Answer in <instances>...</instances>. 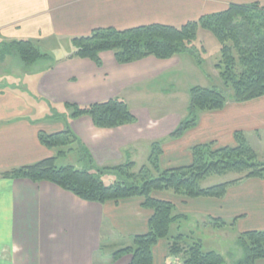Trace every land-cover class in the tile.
<instances>
[{"label": "crops", "instance_id": "1", "mask_svg": "<svg viewBox=\"0 0 264 264\" xmlns=\"http://www.w3.org/2000/svg\"><path fill=\"white\" fill-rule=\"evenodd\" d=\"M263 1L0 0V43L31 40L51 57L27 74L28 91L0 84V264H130V254L114 259L115 251L104 254L103 248L115 247V243L133 245L135 236L148 232L154 215L141 197L91 202L47 180L3 177L5 171L57 156V148L41 143L40 131L56 133L69 126L99 166L121 164L126 157L137 166L134 157L143 155L148 147L152 151L156 141L162 145L163 169L188 165L193 147L208 143L215 148L235 146L237 131L244 133L257 154L264 146V95L243 102L228 100L222 109L202 111L196 126L175 139L169 135L186 117L150 114L147 108L153 97L148 90L156 87L160 96L169 95L172 88L165 84L173 83L189 60L198 66L189 54L168 59L150 56L120 64L115 52L106 50L100 53L99 66L90 58H67L69 53L48 52L41 46H62L99 28L180 27L232 4ZM112 98L124 99L137 121L101 128L90 116H43L38 105L52 104L66 112L65 103L87 106ZM137 102L140 109L133 106ZM153 194L173 203L175 214L186 216L173 224L186 223L193 229L218 221L222 227L236 228V237L264 231V178H244L231 184L221 198H189L172 191ZM168 255L169 240H159L153 247V264H165ZM255 264H264V259Z\"/></svg>", "mask_w": 264, "mask_h": 264}, {"label": "trees", "instance_id": "2", "mask_svg": "<svg viewBox=\"0 0 264 264\" xmlns=\"http://www.w3.org/2000/svg\"><path fill=\"white\" fill-rule=\"evenodd\" d=\"M201 29L212 33L220 44L221 58L215 67L224 89L218 86L191 88L189 116L169 135L175 139L196 126L202 111L222 109L228 100L243 102L264 95V1L232 4L224 11L204 15L180 27L152 24L126 30L95 29L89 35L72 39L73 49L67 58H90L101 66L100 53L106 50L114 51L120 64L150 56L168 59L189 54L199 67H203L206 62L203 58L205 49L200 50L196 45ZM1 46L2 58L16 53L28 64L51 58L31 40L3 42ZM238 67L241 68L239 74ZM64 107L65 114L55 109L51 117L63 116L68 119L90 116L94 125L101 128H115L137 121L122 98L87 106L65 103ZM39 139L46 147L57 148V156L5 171L3 177L47 180L91 202L143 198L144 207L154 211L148 232L135 236L133 245L113 253L114 259L130 254V264H153V247L161 239L169 240V255L165 264H226L219 252L204 250L200 239L184 245L185 234L170 237L171 225L186 216L175 214L174 204L155 197L153 192L172 191L189 198H221L231 184L243 178L206 188L200 182L212 174L223 175L230 171L246 173L244 178H264V161L259 160L257 152L241 131L235 133V146L215 148L211 143L196 145L192 149L190 164L166 169L160 165L163 153L161 142L156 141L152 144L149 166H143L139 172L134 171L136 163L130 160L114 166L96 165L90 150L69 126L56 133L40 131ZM75 144L77 148L73 147ZM73 151L80 154L84 168L58 164L60 157H66ZM107 174L116 175L117 179L108 184L103 179ZM215 223L218 224V221ZM238 242L244 256L236 264H255L256 260L264 259V231L243 233Z\"/></svg>", "mask_w": 264, "mask_h": 264}, {"label": "rangeland", "instance_id": "3", "mask_svg": "<svg viewBox=\"0 0 264 264\" xmlns=\"http://www.w3.org/2000/svg\"><path fill=\"white\" fill-rule=\"evenodd\" d=\"M258 23H260L259 18H255ZM210 34V38L208 37ZM0 43V84L15 87L18 86L19 90L28 91L25 87V79L27 74L31 70H35L36 68L46 64V60L41 59L33 63H25L16 53L8 54L2 58V49ZM197 47L201 50V48L205 49L203 53V58L206 60L203 67L196 66L192 60H189V64L181 69V72L178 71L177 74L173 77V83L165 84L167 88H172L171 93L169 95H162L158 93L156 87L150 88L148 91L152 94L153 99L148 104H151V107H148L147 110L150 112L152 116H158L162 118L172 119L176 116H185L186 118L189 116L188 107L190 104V89L194 86H202V87H214L218 86L224 89L223 83L220 79L219 72L216 69L215 65L221 58V53L219 47L220 44L216 37L210 33L209 31L201 29L198 33V40H196ZM208 48V52H206V48ZM41 49L44 51L55 52L68 54L72 51L73 45L72 42L63 43V45H58L55 43H46L41 46ZM53 49V50H52ZM191 59V58H190ZM178 70V69H177ZM241 72V68L238 67V74ZM172 75V74H171ZM170 75V78L172 76ZM226 93V91H225ZM31 97L34 99L35 93L32 92ZM39 108L44 110L41 114L45 116L53 112V110H57L58 112L65 114V110L61 107H56L52 104H45L38 102ZM139 103L133 104L135 109H140ZM76 147V144L73 145ZM77 148V147H76ZM151 150L150 147L143 151V155H138L134 157L137 162L136 168H134L135 172H139L140 169L148 164V157ZM259 160L264 161V146L261 147L258 152ZM123 162L128 161L130 158ZM133 158V157H132ZM95 161V159H94ZM59 165H75L78 168H84L85 163L81 160V156L78 152L73 151L68 154L66 157H60L58 159ZM96 164V162H95ZM97 165V164H96ZM99 166V165H98ZM104 166H114V165H104ZM101 166V167H104ZM165 168V167H164ZM246 173L234 172L230 171L223 175L212 174L203 181L200 182V185L204 188L219 185L225 182L238 180L245 177ZM104 181L108 184L112 183L115 179H117L116 175L107 174L103 177ZM242 180V179H241ZM239 181V180H238ZM193 227V229L189 228L186 223L182 225L173 224L170 230V237L177 236L179 234H185V238L182 241L184 245L192 244L195 240L202 239L204 250H220L218 251L222 254L227 262V264H236L238 260H240L244 256L243 248L238 244L239 237H236L235 231L236 228L228 225L226 227H222L219 224H209L201 227ZM198 231V232H197ZM120 243H115V247H104V254H111L114 251L128 245L121 246Z\"/></svg>", "mask_w": 264, "mask_h": 264}]
</instances>
